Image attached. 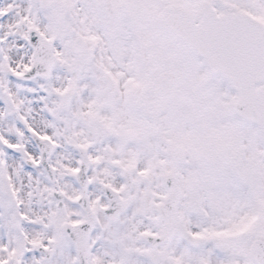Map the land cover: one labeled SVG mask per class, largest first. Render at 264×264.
I'll use <instances>...</instances> for the list:
<instances>
[{"label":"snow or ice","instance_id":"1","mask_svg":"<svg viewBox=\"0 0 264 264\" xmlns=\"http://www.w3.org/2000/svg\"><path fill=\"white\" fill-rule=\"evenodd\" d=\"M0 264H264V0H0Z\"/></svg>","mask_w":264,"mask_h":264}]
</instances>
